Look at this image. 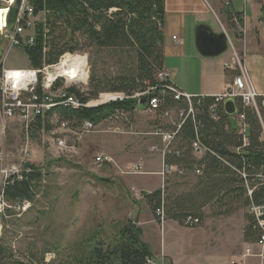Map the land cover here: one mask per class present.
I'll return each mask as SVG.
<instances>
[{
    "label": "trees",
    "instance_id": "obj_1",
    "mask_svg": "<svg viewBox=\"0 0 264 264\" xmlns=\"http://www.w3.org/2000/svg\"><path fill=\"white\" fill-rule=\"evenodd\" d=\"M221 1L226 8L229 28L234 30L235 37L242 39L237 20L243 25V12L231 8L232 0ZM33 7L35 15L43 18L37 24L34 45L21 47L33 69L56 64L66 53L109 50L128 54L125 70L110 79L97 75L91 55L88 91L68 90L83 103L96 101L104 92L123 94L126 98L80 110L59 106L43 119L38 118L33 129L36 126L39 131L48 132L55 118L75 130L84 121L98 124L116 110L130 116L141 106L143 110L148 109V103L140 105L134 96L157 89L153 93L161 100L157 116L164 117L175 109L179 114L184 112L174 126L154 122L158 133L177 132L164 155V164L177 169L175 180L192 176L195 181L183 193L172 191L168 186L170 182H166L164 190L141 193L156 222L162 224V213L163 222L193 228L202 225L206 208L214 209L216 215H232L247 209L249 225L244 232L245 241L256 244L259 232L249 208L252 204L264 205V97L256 99L258 111L236 99L234 115L226 112L223 103L216 104V97L192 98L194 114L186 117L189 108L186 99L176 101L171 93L160 96L157 75L165 69L166 0H33ZM260 21L264 23V7ZM214 105L216 120L210 114ZM241 115L244 116L242 121ZM197 139L207 150L200 159L192 149ZM244 139L248 143L246 147ZM26 168H32L30 173H24L21 179H11L5 188L4 198L12 207L32 202L45 179V171L40 167L27 163ZM199 170L202 174L196 175ZM243 173L247 179L242 177ZM247 186L256 187L251 196ZM189 217L198 219V223L187 224ZM154 258L151 247L143 240L142 229L134 220L123 222L105 239L95 233L77 256L66 261L55 259L47 263L45 253L39 256L32 252L25 259H17L13 247L0 239V264H148Z\"/></svg>",
    "mask_w": 264,
    "mask_h": 264
},
{
    "label": "rangeland",
    "instance_id": "obj_2",
    "mask_svg": "<svg viewBox=\"0 0 264 264\" xmlns=\"http://www.w3.org/2000/svg\"><path fill=\"white\" fill-rule=\"evenodd\" d=\"M233 2L235 8L245 10L246 26L254 28L255 15L261 12L264 0H233ZM2 4L4 0L0 1V6ZM208 18V25L213 30L220 32L223 28H227L225 25L219 26L217 19L211 13ZM261 38H264V34H261ZM4 45L3 41L0 42V57L7 49ZM252 48L251 43H247V50L250 51ZM232 51L234 54V47ZM235 51L243 60V50L235 47ZM91 55L96 73L101 79L116 77L125 70L128 56L126 52L90 50L74 53L72 59L87 58V83L79 85L81 90L87 91L89 87ZM29 67L30 63L24 49L13 47L8 53L6 68ZM107 94L116 93L104 92L100 97ZM135 96L134 98L140 101L138 102L140 105H145L141 104L143 100ZM100 97L96 100L98 106L117 99L102 102ZM141 108L144 109L142 106ZM144 111L146 112L130 115L128 122L101 126L94 133L83 137L77 147L75 145L77 133L60 130V121L56 118L51 121L50 131L45 132L43 129L39 131L35 126L29 138L20 132L19 122L10 121L6 129L5 124L1 123L3 137H7L8 154L17 155L15 158L11 157L12 162L19 159L20 148L29 142L32 163L45 171V179L38 189L37 197L32 201L31 208L21 215L15 207H12L0 217V239L13 247L17 259H25L32 252L39 256L45 253L47 263L55 259L71 260L79 254L85 242L95 233H100L101 238L105 239L106 236L117 231L125 221L134 220L138 223L135 213L146 212V203L137 191L144 189L145 192H149L158 189L162 179L158 174H126L133 166L131 164L140 162L142 157L151 159L152 155L161 154L164 146L161 137L145 135L158 133L154 122L158 120L174 126L181 118L176 109L168 111V115L164 117L157 116V112ZM117 127L124 133L115 132ZM12 129L14 132H11ZM59 139H64L69 147L75 145V150L68 152L69 150L61 149L57 144ZM136 143L141 146L138 151L131 146H128L129 149L126 151L127 145ZM152 147L155 148V152L151 150ZM105 150H109V154L119 161V167L116 165L103 167L96 164V157ZM138 152L142 155L138 156ZM158 169H160L159 163H155L154 166L151 160L143 167V171L146 172H154ZM185 177H177L175 180L173 173L167 179L170 182L168 186L175 193L188 191L195 179L192 176ZM124 181L130 189L135 188L137 191L133 189L129 191ZM204 212L205 218L200 226L178 227L169 222L162 224L161 227L156 222L152 231L146 229V240L153 250L158 253L163 249L152 263L230 264V260L242 254L247 246L253 249L255 257L261 254L257 245L245 241L244 232L249 225L247 209L239 210L232 215H216L211 208H206ZM258 260V258H248L246 263L258 262Z\"/></svg>",
    "mask_w": 264,
    "mask_h": 264
},
{
    "label": "built area",
    "instance_id": "obj_3",
    "mask_svg": "<svg viewBox=\"0 0 264 264\" xmlns=\"http://www.w3.org/2000/svg\"><path fill=\"white\" fill-rule=\"evenodd\" d=\"M2 12V25L0 29V35L7 39L11 47H24L33 46L35 39V31L37 24L42 21V15L36 16L33 7V0H4V4L0 6ZM238 30L244 34L243 25L237 20ZM232 47V44H231ZM74 54L66 53L61 56L56 64L45 65L42 69H27V70H9L6 68V57L0 60V119L1 123L5 124V129L9 126L10 121L19 122L21 124V132L29 138V134L33 131V125L36 123L38 118L43 119L46 115L55 109L56 107H69L74 110H80L82 108H94L98 107L96 101H89L83 103L74 94H70L68 90L75 88L81 93L87 92L81 90L79 85L87 83V58L86 63L82 65L78 64L80 75L69 78L67 73L70 69V65L74 64L72 59ZM233 64L227 65V69H237L238 76L234 79L233 85L227 88L223 93L216 96V104L227 101H234L241 99L242 104L246 107H253L257 111L256 99L258 97L257 92L253 86L249 71L244 65L241 58L237 56V53L233 54ZM83 72H86V79L82 80L81 76ZM89 77V75H88ZM157 81L160 83V96L166 93H171L176 101L186 99L189 108L186 114L188 117L190 114L193 115L194 111L192 108L191 97L180 90H178L170 81L169 73L163 69L157 75ZM70 83V84H69ZM57 85H60L57 87ZM163 87V88H162ZM157 89L151 88L143 93L136 94V98H147L148 111L156 112L160 107L159 96L154 97L153 93ZM119 96V97H117ZM116 101L122 100L125 97L117 94ZM101 98V97H100ZM110 101V100H108ZM95 102V103H94ZM110 103V102H109ZM264 106V104H263ZM216 105L210 108V114L216 120ZM168 114H166L167 116ZM184 116V112L180 113V117ZM130 116L123 110H116L106 119H103L100 123H94L91 121H84L78 129H72L68 123H61L60 130L77 133V144L81 143L83 137L94 133L101 126H114L128 122ZM239 119L244 120V116L241 115ZM2 125V124H1ZM3 127V125H2ZM180 128V126H178ZM3 132V128H2ZM115 132L123 134L124 132L120 128H116ZM162 136L164 148L162 151L163 156L165 155L168 147L176 136L177 132L174 133H157ZM58 146L64 151L72 152L75 150V145L69 147L64 139H59L57 142ZM248 145L247 140L244 139V146ZM29 142H26L19 150V159L12 162V158L17 157L16 154L11 156L8 154V149L5 145H0V217L5 213L6 210L11 209L5 198L4 191L11 179H21L24 173H30L32 168H26V164L32 163L31 149L29 148ZM192 149L195 155H204L207 151L206 148L197 139ZM19 162V164H17ZM12 163V164H10ZM96 163L102 165L105 163H112V159L107 156L101 155L96 158ZM172 167L163 166L162 175L165 177L171 173ZM129 175H142L145 174L143 166L141 164L131 168L127 173ZM202 172L199 170L196 175H201ZM242 177L247 179V176L243 173ZM260 180H263L262 176H258ZM248 187V194L251 196L255 191L256 187ZM139 195L142 194L140 193ZM143 198V197H142ZM32 202L25 201L15 206V209L23 215L29 208H31ZM249 214L255 220V226L259 232V238L255 245H257L261 251V254L256 256L264 258V205L252 204L249 208ZM161 220L163 222V214L160 213ZM198 219L187 218V224L198 223ZM255 257L253 249L250 246L245 248L244 253L236 260H233L230 264H246L248 258ZM153 261H148V264H154Z\"/></svg>",
    "mask_w": 264,
    "mask_h": 264
},
{
    "label": "crops",
    "instance_id": "obj_4",
    "mask_svg": "<svg viewBox=\"0 0 264 264\" xmlns=\"http://www.w3.org/2000/svg\"><path fill=\"white\" fill-rule=\"evenodd\" d=\"M231 8L233 10L236 9L237 11L243 12L244 34L242 36V39L238 38L237 36L235 37L234 30L229 28L228 20L225 16L226 8L221 0H211V2L208 0H166V23L164 28V37H165L164 68L169 73V78L171 83L178 90L189 95L191 98L216 97L221 93H223L227 88L233 85L234 79L238 76V71L237 69H227V65L233 64V57H232L233 47H234V52H236L235 47L237 49H240L241 51L243 50L244 53L243 62L249 71L257 95L258 97H264V38L263 39L261 38V34H264V26H262L261 24L264 23H261L260 21L261 12H259L258 15H255L254 21H256V25L254 26V28L253 27L249 28L248 25L246 26L245 10L242 11L239 10L238 8H235L233 0L231 2ZM210 13L214 15V17L217 19L218 23L220 24L219 26L223 27L222 25H225L228 28V30L227 28H223V30L220 32L217 30L216 31L213 30L212 27L208 25V19H209L208 17ZM193 15H197V16H193ZM200 25H206L210 27L215 33H221L223 31L226 33L230 41V44H229V49L225 54L217 58H205L200 55L195 44L196 30L197 27ZM2 41L5 43L4 47H7V49L3 54V56L0 57V60L6 57V62H5L6 64L8 59V53L13 47L10 46V43L7 39H5L4 37H2V35H0V42ZM247 43L248 44L251 43V46L253 47L250 51L247 50ZM231 44L232 47H230ZM30 68L31 66L26 69H9V70H27ZM143 112L146 111H144L142 108H139L134 111V113H143ZM1 126L2 125L0 119V145H5L7 147V137L5 136L3 137ZM12 131L14 132L13 129L11 130V132ZM150 134L159 136L162 139V136L158 134L149 133L145 135H150ZM128 146H131L132 148H134V150L137 151L141 147L137 145V143L133 145H127L126 151L129 149ZM151 150L155 152L154 147H152ZM109 153H110L109 150H105V152L104 153L102 152V154H100L99 156L106 154L104 156H107L109 159H112V163H105L102 165H98L97 163L96 164L98 166H103V167L104 166L110 167L113 165L119 167L118 165L119 161ZM137 155L140 156L142 154L138 152ZM195 156L198 159L202 157V155H195ZM151 157H152L151 159H147V157L146 158L142 157L140 161L141 163L134 162V164L133 163L131 164L133 165L131 168L135 167L138 164H141L143 167H145V165L150 160H151V164L154 166L155 163L157 164L158 162L160 165V169L154 172H146L145 170V174L148 173L158 174L162 179V184L158 189L164 190L166 187V182H169L167 181L168 177L173 173L175 175L177 169L174 166H170L172 167L171 173L168 174L169 176L166 175L164 177L162 175L163 172L162 169L165 164H164V156L162 152L161 154L152 155ZM125 181H124L125 187L129 190L130 187L127 185V182L125 183ZM131 189L137 191L135 188H131ZM131 189L129 191H131ZM158 189L149 190V192ZM137 192L142 193L145 191L144 189H140ZM145 210L146 212L137 211V213H135L138 220V226L143 231L144 241L151 247L155 257L158 258V255L163 252L162 251L163 249H161V251L156 253L153 250L152 246L146 240V229H148L149 232L152 231L153 226L156 223V220L147 205ZM169 222L172 221L162 222V224H167ZM172 223H174L175 226L180 227L177 223L175 222ZM162 224L160 225L161 227ZM242 254L231 259L230 263L233 260L238 259ZM252 258H258L261 261L259 260L258 262L253 261L250 264H264V258H259V257H252Z\"/></svg>",
    "mask_w": 264,
    "mask_h": 264
},
{
    "label": "water",
    "instance_id": "obj_5",
    "mask_svg": "<svg viewBox=\"0 0 264 264\" xmlns=\"http://www.w3.org/2000/svg\"><path fill=\"white\" fill-rule=\"evenodd\" d=\"M195 44L198 52L202 57L217 58L228 51L230 41L224 31L221 33H215L210 27L206 25H200L196 30ZM146 103L147 98L144 97L141 104ZM225 110L228 114L234 115L236 113V106L234 101H228L225 104Z\"/></svg>",
    "mask_w": 264,
    "mask_h": 264
},
{
    "label": "bare ground",
    "instance_id": "obj_6",
    "mask_svg": "<svg viewBox=\"0 0 264 264\" xmlns=\"http://www.w3.org/2000/svg\"><path fill=\"white\" fill-rule=\"evenodd\" d=\"M1 15H2V12L0 10V27L2 25V16ZM73 62H74V64L70 65V67H68V69H70V70L67 73L68 74L67 77H69V78H73V77L80 75V70L78 69V64L81 63L82 65H84V63H86V60H85V58H77V60H74ZM81 79L82 80L86 79V72H83ZM116 96H117L116 94H107V95L102 96L101 99L103 100L102 102H105L108 100H113Z\"/></svg>",
    "mask_w": 264,
    "mask_h": 264
}]
</instances>
